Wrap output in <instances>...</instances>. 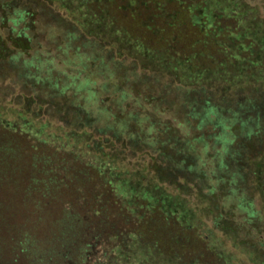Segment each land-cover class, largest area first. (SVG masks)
I'll return each mask as SVG.
<instances>
[{"label":"rangeland","instance_id":"374dc122","mask_svg":"<svg viewBox=\"0 0 264 264\" xmlns=\"http://www.w3.org/2000/svg\"><path fill=\"white\" fill-rule=\"evenodd\" d=\"M192 1L0 0V264H264V0Z\"/></svg>","mask_w":264,"mask_h":264},{"label":"trees","instance_id":"16d2710c","mask_svg":"<svg viewBox=\"0 0 264 264\" xmlns=\"http://www.w3.org/2000/svg\"><path fill=\"white\" fill-rule=\"evenodd\" d=\"M78 1V3H82V1H84V0H77ZM107 1V0H106ZM111 3H113V1H114V3H115V5H117V3L115 2V0H109ZM192 2H194L192 5H199V6H201V4H203V6H204V2L201 0V1H199V2H195V1H192ZM113 3V4H114ZM191 4H188V7H189V5H191ZM197 5V6H198ZM119 7L118 8H120V9H125V10H127V8H129V7H126V5L125 4H123V5H118ZM130 10H132V9H130ZM133 11V10H132ZM22 119H24L23 117H21ZM28 123V122H27ZM20 126H21V124H19ZM68 134H70V133H65L64 135H68ZM81 135V134H80ZM70 136V135H69ZM68 137V136H67ZM39 141V140H38ZM41 142H44V141H41ZM69 143V142H68ZM7 145H5V147H6ZM78 162L79 163V165L80 166H84V165H86L85 163H82V162H80L79 160H75V162ZM4 164H5V162H2V160H0V168H2L3 166H4ZM18 174H20V173H18ZM21 177V176H20ZM22 181H23V179H22ZM16 184V186H13V187H17V186H21L23 183L21 182V181H14ZM111 182H112V180H109L108 181V184H111ZM35 183H37V182H35ZM35 186V185H34ZM61 187H66L65 185H62L61 184ZM33 190V189H32ZM27 191L28 190H26V193H27ZM38 191H39V189H36V192L38 193ZM5 192V191H4ZM48 192V194L50 193V191H47ZM37 193H36V195H37ZM4 195V194H3ZM36 197V196H35ZM97 197H95V199H96ZM0 207H5V204H1L0 203ZM0 212H1V210H0ZM10 220H9V218L8 217H5V216H3L2 214H0V228L1 229H7L8 230V228H10ZM24 251V250H23ZM22 250H21V252H23ZM9 259H10V256H9ZM14 261V260H13Z\"/></svg>","mask_w":264,"mask_h":264}]
</instances>
